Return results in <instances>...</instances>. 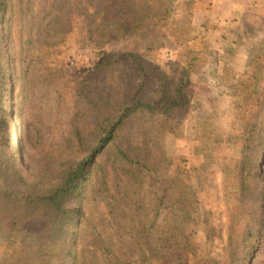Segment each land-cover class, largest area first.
<instances>
[{
  "label": "rangeland",
  "instance_id": "374dc122",
  "mask_svg": "<svg viewBox=\"0 0 264 264\" xmlns=\"http://www.w3.org/2000/svg\"><path fill=\"white\" fill-rule=\"evenodd\" d=\"M184 1L175 12L181 24L150 25L98 45L84 13L71 14L64 36H52L45 28L39 32L40 23L50 20L44 15L28 23L19 20L17 0L13 21L3 25L2 39L8 72L16 78L10 104L17 113L10 118L9 133L21 139L36 172L45 165L43 151L55 167L80 158L71 147L76 141L75 106L86 104V93L106 96L110 90L125 96L139 68L119 57L128 52L143 55L170 75L172 88L186 79L189 103L172 121L176 130L160 127L150 142L154 157L165 151L164 181L190 211L180 233L194 240L192 264H264V101L259 98L264 93V56L250 62L252 50L264 45V0H231L217 10L215 0ZM31 35L33 42L28 41ZM37 35L54 42L52 53H45L48 44ZM101 49L116 55L115 65L97 67ZM21 74L24 77L17 79ZM110 112L105 106L93 110L79 127L88 133ZM67 204H74V199ZM168 212L162 210L158 223ZM78 219L90 244L95 230L84 216ZM13 220L0 217V264H10L23 253L22 234L30 224ZM158 236L153 230L151 241Z\"/></svg>",
  "mask_w": 264,
  "mask_h": 264
},
{
  "label": "trees",
  "instance_id": "16d2710c",
  "mask_svg": "<svg viewBox=\"0 0 264 264\" xmlns=\"http://www.w3.org/2000/svg\"><path fill=\"white\" fill-rule=\"evenodd\" d=\"M16 1L0 0V217L30 225L22 234L23 253L10 264H192L194 240L186 232L180 233L190 211L183 197H174L172 185L164 181L168 173L165 151L160 158L154 157L150 142L151 134H157L160 127L176 130L172 121L189 103L185 77L172 88L170 75L160 65L138 53H123L119 59L127 58L128 64L133 61L139 68L135 83L122 98L118 97L121 93L113 95L110 90L106 96L95 97L84 91L88 87L84 85L86 104L77 103L72 118L76 141L71 147L80 158L55 167L47 161L49 153L43 151L45 165L36 172L21 139L9 133L10 118L17 113L10 104L16 78L8 72L2 39L4 23L14 19ZM39 1L19 0L21 22L44 15L50 20L40 23L39 32L45 28L48 35L64 36L71 14L84 13L92 39L101 45L150 25L178 22L175 12L183 0H42L37 9ZM37 38L48 44L45 53H52L54 42ZM28 41H34L32 35ZM257 51H264V45L252 50L250 62L264 56ZM100 54L98 68L115 65L114 53L101 49ZM21 77L24 75L17 79ZM259 98L264 101V93ZM103 106L109 108V115L83 133L79 127L83 118ZM245 169L246 165L242 180ZM243 189L245 193V182ZM72 198L74 204L68 205ZM164 208L169 212L158 223ZM79 215L95 230L90 244L89 235L85 238L87 233L77 226ZM153 230L159 233L155 242L150 239ZM254 233L250 231V235Z\"/></svg>",
  "mask_w": 264,
  "mask_h": 264
},
{
  "label": "crops",
  "instance_id": "0c3cea01",
  "mask_svg": "<svg viewBox=\"0 0 264 264\" xmlns=\"http://www.w3.org/2000/svg\"><path fill=\"white\" fill-rule=\"evenodd\" d=\"M215 10L219 9L220 6L226 7L228 6L231 0H215Z\"/></svg>",
  "mask_w": 264,
  "mask_h": 264
},
{
  "label": "bare ground",
  "instance_id": "6f19581e",
  "mask_svg": "<svg viewBox=\"0 0 264 264\" xmlns=\"http://www.w3.org/2000/svg\"><path fill=\"white\" fill-rule=\"evenodd\" d=\"M15 145H17V141L15 142Z\"/></svg>",
  "mask_w": 264,
  "mask_h": 264
}]
</instances>
